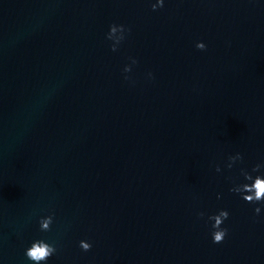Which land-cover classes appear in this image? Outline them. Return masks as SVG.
<instances>
[{
    "label": "water",
    "instance_id": "water-1",
    "mask_svg": "<svg viewBox=\"0 0 264 264\" xmlns=\"http://www.w3.org/2000/svg\"><path fill=\"white\" fill-rule=\"evenodd\" d=\"M262 161L260 0H0V264H25L49 210V264H264V208L228 191Z\"/></svg>",
    "mask_w": 264,
    "mask_h": 264
},
{
    "label": "clouds",
    "instance_id": "clouds-1",
    "mask_svg": "<svg viewBox=\"0 0 264 264\" xmlns=\"http://www.w3.org/2000/svg\"><path fill=\"white\" fill-rule=\"evenodd\" d=\"M264 3V0H260ZM166 0H148L149 8L152 11L163 8ZM129 29L121 23H110L107 31L104 33L105 41L108 44L109 50L117 51L118 46L127 38ZM194 47L197 50L204 51L207 47L203 40H196ZM129 63L124 64L121 73L124 80H128L127 75L132 66L137 63L134 57H129ZM148 78H151V72L147 73ZM242 160L241 153L236 152L227 157L225 167L232 169L234 164ZM216 173H220L219 165L214 167ZM239 181L233 183V186L228 189L229 192L235 194L245 204L252 205L253 216H259L262 208H264V161L253 164L250 168L239 169ZM220 198L219 193L217 199ZM55 213L48 211L46 213L38 214L35 217L36 231L38 235L34 236L28 241L22 250V256L25 264H49V260L57 252V246L50 241L46 236L41 235L48 233L51 230V225L54 223ZM199 218H204L205 213L198 212ZM229 212L227 209L218 208L214 212L206 216L205 223L208 226V237L212 244H221L228 234V229L224 227V222L228 219ZM77 247L82 252H88L92 248V243L88 239H80L77 241Z\"/></svg>",
    "mask_w": 264,
    "mask_h": 264
}]
</instances>
